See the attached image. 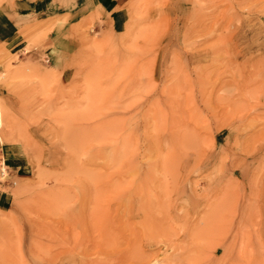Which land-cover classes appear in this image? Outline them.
<instances>
[{"label": "rangeland", "instance_id": "1", "mask_svg": "<svg viewBox=\"0 0 264 264\" xmlns=\"http://www.w3.org/2000/svg\"><path fill=\"white\" fill-rule=\"evenodd\" d=\"M73 2L0 0V264L103 258L115 201L264 264V0Z\"/></svg>", "mask_w": 264, "mask_h": 264}, {"label": "bare ground", "instance_id": "2", "mask_svg": "<svg viewBox=\"0 0 264 264\" xmlns=\"http://www.w3.org/2000/svg\"><path fill=\"white\" fill-rule=\"evenodd\" d=\"M115 202L117 206L115 209L113 208V211L116 212L113 217H107V213L105 214L104 211L102 213L99 210L92 212L91 226L99 230V237H107V234H110L109 240L113 241V237L115 245L112 251L106 253L103 258L90 261L89 264H161V262L169 264L167 257L174 251L186 253V256L183 257L186 264H197L196 261L199 258H210L217 253V243L215 244L213 241L215 245L210 244L209 247L210 240L217 236L214 233L211 235L210 230L206 227L208 224L204 226L206 229L204 227L193 229L201 231V233L195 235L191 231L187 239L177 241L170 235L166 236L167 232L156 230L154 221L148 214L144 215L141 212L142 220L140 218L134 226L130 225L131 218L138 216L139 212L132 213L130 209H123L121 210L123 214L119 215L121 204ZM107 205L109 206L108 210L111 209V203ZM214 226L215 223H212L211 227L214 228ZM197 240H203L207 248H205V244H201ZM225 249L227 251L230 248L225 247ZM158 255H163L162 259H158ZM208 264H217V259L209 261Z\"/></svg>", "mask_w": 264, "mask_h": 264}, {"label": "crops", "instance_id": "3", "mask_svg": "<svg viewBox=\"0 0 264 264\" xmlns=\"http://www.w3.org/2000/svg\"><path fill=\"white\" fill-rule=\"evenodd\" d=\"M95 1L97 0H74L69 10L63 13L67 15V18H71V20H76L78 17L87 16L95 10ZM40 6L41 2H38L37 6L32 9L40 11ZM59 27H61V25H59ZM57 28L58 26H56L54 30H57ZM0 38L3 37L0 35Z\"/></svg>", "mask_w": 264, "mask_h": 264}, {"label": "built area", "instance_id": "4", "mask_svg": "<svg viewBox=\"0 0 264 264\" xmlns=\"http://www.w3.org/2000/svg\"><path fill=\"white\" fill-rule=\"evenodd\" d=\"M45 61H46V62H48V61H49V58H48V57H46V58H45Z\"/></svg>", "mask_w": 264, "mask_h": 264}]
</instances>
